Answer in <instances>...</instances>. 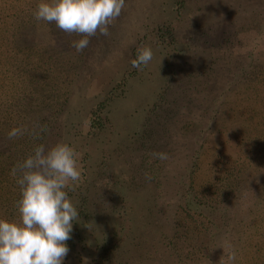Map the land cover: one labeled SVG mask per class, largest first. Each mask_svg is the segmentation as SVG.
<instances>
[{"label":"rangeland","instance_id":"1","mask_svg":"<svg viewBox=\"0 0 264 264\" xmlns=\"http://www.w3.org/2000/svg\"><path fill=\"white\" fill-rule=\"evenodd\" d=\"M29 2L36 9L40 0H21L17 16L23 19ZM50 24L48 33L35 30V38L54 44L35 57V121L49 134L45 148L70 144L82 171L67 189L80 215L63 264L214 262L208 234L181 235L192 164L181 139L201 135L221 147L219 131L245 125L264 136V0H125L110 34L90 37L81 52L71 45L82 36ZM143 46L153 58L133 68ZM4 82L8 93L12 83ZM216 99L223 101L218 113L210 104ZM156 152L169 158L156 159ZM202 159L193 184L206 189L204 169L212 164ZM253 226L260 229L235 264H264V223ZM227 230L216 249L221 258Z\"/></svg>","mask_w":264,"mask_h":264},{"label":"trees","instance_id":"2","mask_svg":"<svg viewBox=\"0 0 264 264\" xmlns=\"http://www.w3.org/2000/svg\"><path fill=\"white\" fill-rule=\"evenodd\" d=\"M17 1L0 0V14L3 16L0 18V23L3 22L0 24V219L19 222L16 202L21 198L20 187L17 190V183L11 185L9 180L17 181V177L11 175L12 168L32 154L36 146L45 145V139L49 137L45 126L35 121V63L38 62L35 57L44 52L37 54L39 47L52 48L54 44L50 46L45 37L35 38V30L47 28L44 32L48 33L51 26L47 22L44 26L42 21H35L32 17L35 2L27 3L30 8L24 9L22 19L16 15L18 9L23 10L18 6L21 0ZM28 1L24 0L25 3ZM7 17L11 19L10 24H7ZM62 58L60 55L57 60L62 61ZM240 77L244 75L241 73ZM6 79L11 81L13 89L8 93ZM218 99L210 102L217 113L223 102ZM94 124L90 126L98 128ZM247 126L233 132L219 131L226 142L221 147H212L205 136L196 135L190 141L189 136L182 134L181 140L186 142L184 148L189 151L192 164L184 175L187 182L184 198L188 199L182 210L185 230L181 235L184 241L199 232L209 235L208 242L215 248L216 256L214 262L208 264H220V253L216 249L223 228L228 227L224 239L231 245V248L224 246V258L234 251L235 260L230 264H235L238 253L251 245L252 236L260 229L253 225L264 223V136H257L256 131ZM13 128H20L21 134L9 139L8 134ZM209 134L212 140L215 133ZM202 158L212 164L211 168L206 166L204 169L208 175L206 189L204 182L193 184L195 175L199 169L201 171L199 162L204 160Z\"/></svg>","mask_w":264,"mask_h":264},{"label":"clouds","instance_id":"3","mask_svg":"<svg viewBox=\"0 0 264 264\" xmlns=\"http://www.w3.org/2000/svg\"><path fill=\"white\" fill-rule=\"evenodd\" d=\"M124 7L125 0H40L33 16L36 21L54 22L60 30L82 36L71 45L81 52L89 45L90 37L110 34L109 27ZM152 58V49L143 46L137 50L132 67L147 66ZM21 131L13 128L9 139ZM152 155L159 160L169 158L165 152ZM78 157L79 153L66 142L47 149L38 145L12 168L11 175L17 177L21 192L16 202L20 220L0 219V264H63L69 252L66 241L71 239L73 221L79 217L67 191L82 176ZM145 177L151 179L148 173ZM225 247L231 248L230 243L225 241ZM234 260L233 251L227 259L222 257L220 264Z\"/></svg>","mask_w":264,"mask_h":264}]
</instances>
